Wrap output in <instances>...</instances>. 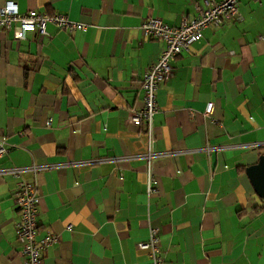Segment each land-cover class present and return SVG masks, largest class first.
Masks as SVG:
<instances>
[{"label": "crops", "instance_id": "1", "mask_svg": "<svg viewBox=\"0 0 264 264\" xmlns=\"http://www.w3.org/2000/svg\"><path fill=\"white\" fill-rule=\"evenodd\" d=\"M8 1L88 27L49 24L21 41L0 29V137L9 149L0 168H29L0 176V264H24L15 203L23 181L41 188L38 236H58L44 264H149L138 243L151 228L165 264H264V198L248 171L264 157V0H241L236 19L205 28L172 59L152 140L131 116L165 43L142 24L158 17L179 26L213 0L0 6Z\"/></svg>", "mask_w": 264, "mask_h": 264}, {"label": "built area", "instance_id": "2", "mask_svg": "<svg viewBox=\"0 0 264 264\" xmlns=\"http://www.w3.org/2000/svg\"><path fill=\"white\" fill-rule=\"evenodd\" d=\"M241 0H213L208 1V7L202 14L191 21H184L179 26H172L162 18L150 17L142 24V31L146 37L160 39L165 43V49L158 61L142 76L144 106L131 116L136 126H145L150 140L153 138V122L159 112L158 93L160 84L168 80L172 74L171 61L174 57L187 50L194 42L202 39L203 31L209 26H220L236 19L239 14ZM9 5L14 7L10 8ZM49 24H55L63 30H85L87 25L76 22L64 14H48L38 10L22 12L19 5L8 1L0 6V29L12 31L18 41L27 39L29 33L46 34ZM213 109V103L207 108V114ZM52 125V120L47 122ZM9 153L4 137H0V159ZM152 158L151 153L148 154ZM40 168L30 167L31 172H38ZM29 171V168L13 167L0 168V176L11 174L15 177ZM158 182L151 170L148 177V194L158 193ZM42 192L37 181H23L19 183L15 194V203L19 212L16 225L17 239L21 245V255L24 264H44L46 250L58 240L57 234L48 231L39 237V214ZM72 229V226H69ZM138 248L147 250L149 264H165L159 229L151 228L149 238L138 243Z\"/></svg>", "mask_w": 264, "mask_h": 264}, {"label": "water", "instance_id": "3", "mask_svg": "<svg viewBox=\"0 0 264 264\" xmlns=\"http://www.w3.org/2000/svg\"><path fill=\"white\" fill-rule=\"evenodd\" d=\"M248 171L251 174L257 193L264 198V157H261L260 161L250 167Z\"/></svg>", "mask_w": 264, "mask_h": 264}, {"label": "clouds", "instance_id": "4", "mask_svg": "<svg viewBox=\"0 0 264 264\" xmlns=\"http://www.w3.org/2000/svg\"><path fill=\"white\" fill-rule=\"evenodd\" d=\"M10 8L14 7L13 5H9Z\"/></svg>", "mask_w": 264, "mask_h": 264}]
</instances>
